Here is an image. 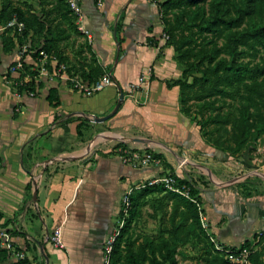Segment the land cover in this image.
Wrapping results in <instances>:
<instances>
[{
	"label": "crops",
	"instance_id": "crops-1",
	"mask_svg": "<svg viewBox=\"0 0 264 264\" xmlns=\"http://www.w3.org/2000/svg\"><path fill=\"white\" fill-rule=\"evenodd\" d=\"M13 2L24 7L23 0ZM158 2L81 0L91 41L78 33L75 22L51 14L52 25L64 30L57 36H65L59 43L65 71L78 75L92 68L114 79L91 95L59 79L49 81L32 55L24 62L27 80L36 73V92L29 95L8 71L18 57L17 41L4 51L0 34V230L29 264H102L124 191L134 180L163 171L161 163L137 169L122 163L117 145L155 152L187 181L210 233L224 247L239 248L263 223L256 203L240 196L235 177H229L234 165H228V156L207 149L196 124L179 109L178 87L169 84L180 68L162 37ZM134 84L140 86L132 90ZM50 90L55 106L47 99ZM255 148L261 157L246 152L250 164L264 162V144ZM57 227L62 247L48 238ZM189 246L178 247V264L180 250ZM15 262L6 258L0 264Z\"/></svg>",
	"mask_w": 264,
	"mask_h": 264
},
{
	"label": "trees",
	"instance_id": "trees-1",
	"mask_svg": "<svg viewBox=\"0 0 264 264\" xmlns=\"http://www.w3.org/2000/svg\"><path fill=\"white\" fill-rule=\"evenodd\" d=\"M158 1L162 31L167 35L165 45L173 48V58L177 63L185 64L200 73L194 75L190 83L180 75L169 84L178 87L181 112L185 115L189 112L190 99L198 101L195 106L201 112V120L212 128L204 129L201 120H197L196 124H200L199 131L203 140L216 148L222 146L220 149L229 151L236 146L241 149L250 140L254 146L256 140L264 134V57L261 55V51H264V0H208L207 9L201 5L207 0ZM30 2L32 4L23 0L24 7H21L13 0H3L0 22L7 21L16 13L25 27L20 33L5 30L2 34V49L9 51L17 41L19 44L27 43L30 50H35L31 54L33 58L38 57L39 50H44L54 55L58 62L66 61L59 51V43L65 38L60 34L64 30L60 33L59 25L53 26L49 18L53 13L61 16L65 11L63 15L75 22L66 0ZM58 33L60 36H57ZM257 57L259 60L255 61ZM25 67L23 65L21 75L27 73ZM31 74L33 78L36 75L33 72ZM70 74L76 75L72 72ZM78 76L92 81L100 75L89 68L88 71L81 70ZM261 76L263 78L258 80ZM33 78L28 85H34ZM242 81L247 95L244 97L245 102L239 103L237 114L222 112L220 106L213 105L214 100L207 99L217 95L234 97L233 86H239ZM195 85L198 88L193 91V95L187 93V89ZM47 99L53 106L58 103L53 90L49 91ZM205 111L209 113L204 119L202 112ZM152 155L165 165L158 154ZM161 174L175 176L165 170ZM176 179L179 185L188 184L183 179ZM155 193H163L160 200L163 216L160 227L154 237H145L139 245H135L134 239L129 235L130 229L140 215L146 197ZM190 193L197 199L195 189L190 188ZM128 199L127 214L123 215L119 211V217L124 222L113 241L109 264H178V247L186 244L197 247L199 252L196 262L199 264H230L224 251L215 249L201 227L194 202L178 193L167 191L161 185L132 188ZM257 244L260 245L258 248ZM263 244L264 233L259 236L255 234L252 240H245L239 248L252 249L249 257L251 264H264L261 259L264 253ZM6 258L7 250L0 247V261ZM14 264L29 263L23 259Z\"/></svg>",
	"mask_w": 264,
	"mask_h": 264
},
{
	"label": "built area",
	"instance_id": "built-area-1",
	"mask_svg": "<svg viewBox=\"0 0 264 264\" xmlns=\"http://www.w3.org/2000/svg\"><path fill=\"white\" fill-rule=\"evenodd\" d=\"M96 3L100 4L101 0H94ZM67 7L70 11V14L74 17L76 29L79 34L84 35L88 41L92 40V33L82 24V8H81V0H66ZM24 23L19 19L16 13H13L12 16L5 22H0V34L3 33L5 30L16 31L18 33L24 30ZM162 37L164 39L167 38L165 33H162ZM35 50H30L29 45L27 43H18L17 42V53L18 57L10 63L8 67V71L12 74H16L15 84L18 87H21L25 92L29 95L35 94V87L28 85L33 77H30L31 80H27L28 74L21 75L22 68L25 62V58L31 56V54ZM34 62L37 63V68L39 69V74H43L49 81L53 80H61L67 83L72 89L84 94V95H91L97 93L106 87L113 85L114 79L111 77L109 73L101 74L97 79L89 81L82 79L78 75H71L68 74L65 70V65L63 63L58 62V59L54 55H50L44 50L38 51V57L33 58ZM146 76L141 77L139 83L145 80ZM140 84H134L131 86V89L138 88ZM93 119V118H92ZM91 119V120H92ZM94 121V120H92ZM117 153L120 157V160L123 163L131 165L145 166L151 163L160 164L159 158H154L152 153L148 150L142 151H134L129 147H117ZM161 185L167 191L178 193L179 195L184 196L185 198L189 199L190 201L194 202L198 209V216L200 225L203 230L208 235L209 240L213 243L215 249L224 251L225 258L230 262V264H251L250 262V255L252 253V249L248 247L236 248L231 249L229 247H224L220 244L215 237L210 233L209 227L206 221L205 214L203 213V209L201 204L197 201L196 197L192 196L190 193V188L185 185H179L176 177L172 174H159L155 177H152L147 181L146 184L142 185ZM132 188H129L127 193L122 197V202L120 205V211H122L123 215L127 214V207L129 205L128 196L131 192ZM117 227L113 230L112 235L107 240L106 244L104 245L103 249V261L102 264H109V257L112 250L113 241L118 234L120 228L123 225L124 219L121 218L118 220ZM49 240L59 247H62V243L60 241V229L59 227L55 228L52 233L48 235ZM0 247L4 248L8 252V258L15 259V261L25 259L24 251L18 250L12 243L9 234L4 231L0 230Z\"/></svg>",
	"mask_w": 264,
	"mask_h": 264
},
{
	"label": "rangeland",
	"instance_id": "rangeland-1",
	"mask_svg": "<svg viewBox=\"0 0 264 264\" xmlns=\"http://www.w3.org/2000/svg\"><path fill=\"white\" fill-rule=\"evenodd\" d=\"M2 2H3V0H2ZM201 5H204V7L207 9L208 8V0L204 3H201ZM64 13H65V11L62 12L61 16H58V17L61 18V20H64V22H67V23L70 22L69 18L66 15H63ZM162 33H163V31H162ZM36 43H39V42L37 41ZM219 43H220V41H219ZM261 55L264 57V51H261ZM244 60H246V58ZM258 60H259V58L257 57L255 59V61H258ZM176 64L180 68V75L183 76V78H185L187 80V82H189V83L193 81L194 75H200L199 72H195L194 70H191L190 67L186 66L185 64H180L177 62H176ZM143 76H144V74L140 75L138 77V81ZM262 78H263V76L259 77L258 80H261ZM197 88L198 87L195 85L193 88L187 89V93L193 95V91L196 90ZM232 93H235L234 97H222V96L217 95L215 97H210L207 99L214 100L213 105L215 107L220 106V111H222V112L230 111L233 114H237V108L239 106V103L241 101L245 102L244 97L247 95V90H246V87H245L243 81L241 83H239V86L237 84H235L233 86ZM196 103H198L197 100L190 99L189 103H188V105H190L189 106V112L186 113V115L184 113H182L183 115L188 117L189 120L194 124H196L197 120L200 121L202 118V115H200L201 112L197 111V108L195 106ZM179 109H180V106H179ZM202 113H203V117L205 119L209 112L205 111ZM200 123L202 125H204L203 126L204 129H211L212 128L211 125L207 124L203 120H201ZM199 125L196 124V126L198 128V132L200 134ZM228 127H230V125H228ZM200 136H201V134H200ZM212 137L215 138V135H213ZM202 140H203V138H202ZM203 141H204L205 147L207 149H209V148L217 149V151L222 156H228V159L230 160V163L228 165H232V164L234 165V166H232L233 167L232 170H230V168L228 170L229 171L228 172L229 177H230V175H233L235 177V183H236L237 191L240 193V196H242L243 198H248L252 202L256 203L257 208L259 209L260 217L263 218L262 219L263 223L262 224L260 223L259 227L256 229V235L257 236L262 235V233H264V162L258 161L259 163H255V164L251 163L250 164V162H248V159H246L245 156H246V152H248V153L252 152L251 155L254 153L253 155L255 157H258V159H259V157H261V155H259V150L257 148H255V146L257 144H260V145L264 144V134H262L256 140V143L254 146H252L253 144H251L252 141L250 140V141H248L247 146H244L241 149H237V147L235 146L234 149L229 150V151L228 150L224 151V150L220 149V148H222V146L219 148H216L210 142H207L205 139ZM123 147H125V146H123ZM134 151H142V150L134 148ZM149 151H151V150H149ZM151 152L155 154V152H153V151H151ZM160 163H161V161H160ZM124 164H126V163H124ZM129 166H131V165H129ZM161 166L163 167V170L169 171L171 173L173 172V170L171 168L168 169L166 164L163 165L161 163ZM141 167H143V166L134 165L135 169L141 168ZM149 179H151V178H141L138 180H134V182H132V184H130L129 187L140 188L142 185L146 184ZM127 191L128 190L124 191L123 196L125 195V193H127ZM161 196H162L161 193H155V194H150L146 197L145 204H143V206L141 208L140 215L135 220V222L132 224V227H131L130 232H129L130 238L134 239V241H135V245H139L142 242L143 238H145V237L151 238V237H154L156 235V233L158 231V227L160 226L161 218L163 217L162 211L160 208ZM121 202H122V199H121ZM120 219L121 218L119 217V220ZM118 222L119 221H117L114 229L117 227ZM111 235H112V233H111ZM191 246H189L187 249H185L186 251H184L182 249L180 250L183 253V255H186V256H183L182 254H179V255H181V256H179V260L182 261V264H184L185 260H187L186 264H188L189 261H191L192 264H199L196 262L197 259L196 260L194 259L195 258V252L194 251H197V252H199V251L196 249V247L194 245H191ZM259 246L260 245L257 244L256 248H258ZM263 252H264V244H263ZM185 258H187V259H185ZM196 258H197V256H196ZM261 259L264 262V253H263Z\"/></svg>",
	"mask_w": 264,
	"mask_h": 264
}]
</instances>
